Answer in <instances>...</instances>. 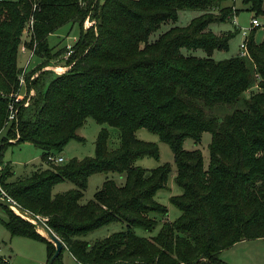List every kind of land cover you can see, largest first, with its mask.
Returning a JSON list of instances; mask_svg holds the SVG:
<instances>
[{
    "label": "trees",
    "instance_id": "1",
    "mask_svg": "<svg viewBox=\"0 0 264 264\" xmlns=\"http://www.w3.org/2000/svg\"><path fill=\"white\" fill-rule=\"evenodd\" d=\"M226 1L0 0V188L63 244L51 264H63L64 249L80 264H227L223 250L264 239V26L259 43L254 37L260 27L247 36L248 57L215 61L213 53L227 51L237 34L207 31L237 14L233 6H223ZM241 1L252 19L264 20V0ZM181 11L202 14L149 41L162 24L175 23ZM87 18L94 25L85 29ZM66 25L78 26V36L69 49L54 52L48 37ZM25 30V48L39 62L23 74L17 56ZM182 49L202 50L205 57L184 55ZM68 53L69 70H43ZM22 74L25 98L34 94L26 106L25 98L15 102ZM216 107L235 109L218 116ZM87 118L117 129L119 146L109 150V133L101 129L93 156L48 161L70 141H83L77 131ZM142 128L172 152L174 182L182 190L169 198L180 211L175 220L165 218L167 207L154 198L166 187L171 166H134L142 157L159 158L155 143L135 137ZM205 132L211 135L206 168L200 150L183 148L186 139L200 143ZM22 143L41 150L47 168L10 181L13 169L3 156ZM109 172L124 174L125 182L105 181L81 203L88 179ZM64 181L74 187L52 194L53 186ZM0 206L9 234L43 242L48 262L53 242ZM112 222L126 227L91 243L81 238ZM157 225L151 237L133 230L151 231ZM0 264L11 263L0 256Z\"/></svg>",
    "mask_w": 264,
    "mask_h": 264
},
{
    "label": "rangeland",
    "instance_id": "2",
    "mask_svg": "<svg viewBox=\"0 0 264 264\" xmlns=\"http://www.w3.org/2000/svg\"><path fill=\"white\" fill-rule=\"evenodd\" d=\"M13 1V0H10ZM223 6L234 7L237 14L233 19L225 23L212 24L208 27L207 31L214 34H222L229 31H237L235 37L230 40L229 48L227 51L216 50L212 58L215 61L229 59L239 52V44L241 43L242 30H248L250 28V22L252 19V13L249 12L248 7L242 3L241 0H227L223 3ZM200 11H181L178 14L177 21H168L161 25L160 29L149 37V41H155L159 35L167 31L172 27H185L192 19L200 16ZM260 24L264 26V20L258 19ZM87 22H85V25ZM255 29V28H253ZM252 29V30H253ZM251 30V31H252ZM79 33L78 26L66 25L56 31L53 35L48 37V44L53 48L54 52H61L64 48L69 49ZM255 41L260 42L263 38V27H260L255 32ZM29 41V34L26 32L22 36V45L17 56V65L20 69L28 72L35 68L38 64V59L32 54V51L25 48L22 51V47H26L25 43ZM184 55H192L195 57H205V53L202 50H185L182 49ZM66 56L56 57L52 61V65L44 68L43 70H51L53 74H61L69 70L70 66L65 65ZM28 63L27 67L26 64ZM42 71V70H41ZM41 71L36 72L32 78H35ZM25 84L22 86L20 92L21 100L23 101L26 96ZM33 91H30L25 98L24 103L28 104L30 97L33 96ZM225 108V109H220ZM216 114L218 116L225 113L232 112L235 108L216 107ZM227 111V112H226ZM101 129H106L109 133L107 146L109 150H114L119 146L120 138L119 131L108 125H99L92 118H87L83 127L77 131V135L83 138L82 142L72 140L70 141L59 154H54L55 157H61L63 161L57 164H63L70 159H83L85 157H91L94 154V144L96 137ZM135 137L138 140L144 142L155 143L159 149V158L155 160L149 157H142L138 159L134 166L144 168L146 170L154 169L163 164H169L171 166V173L169 175L166 187L157 191L155 199L161 204L165 205L168 209L165 218L169 221L175 220L180 211L170 202V196L180 194L181 188L174 182L175 178V165L173 163V155L167 144L161 142L157 135L148 132L145 129H139L135 132ZM211 140V135L207 132L202 134L200 143H195L191 139H186L183 143V148L187 151L200 150L203 156L204 167L206 168L209 161L208 145ZM13 143L16 139L12 140ZM42 151L35 148L30 143H22L10 146L4 156L3 163H10L13 169V177L10 181H13L19 177H25L31 175L38 169H46L47 162L43 159ZM112 180L118 185H122L125 182V175L109 172L94 174L88 179L87 187L83 191V195L80 199L81 203H85L94 197L97 190L100 189L103 182ZM74 185L71 182L64 181L59 182L52 188V194L60 193L73 188ZM0 194L2 192L0 191ZM6 212L0 206V256L6 258L11 264H46L47 254L45 244L41 241L34 240L24 236H11L3 224V220L6 219ZM126 227L123 222H112L104 225L92 232L81 236L82 239L88 242H93L96 239L103 238L113 232L124 230ZM159 228L157 225L153 230L147 231L141 227H134V232L139 236L151 237ZM226 250V251H225ZM224 253H221V259L227 264H264V239L257 238L251 240H243L237 246L229 247L225 249ZM222 251V252H223ZM223 254V256H222ZM61 260L63 264H79L69 253L64 249L61 253Z\"/></svg>",
    "mask_w": 264,
    "mask_h": 264
},
{
    "label": "built area",
    "instance_id": "3",
    "mask_svg": "<svg viewBox=\"0 0 264 264\" xmlns=\"http://www.w3.org/2000/svg\"><path fill=\"white\" fill-rule=\"evenodd\" d=\"M85 22H87L86 26H84L85 29H88L90 28L92 25H94V22L93 21H90L88 18L85 20ZM85 22H84V25H85ZM30 26H31V22H30ZM262 25L259 23L258 19H251V22H250V28L248 30H242V41L241 43L239 44V52L237 55L241 56V57H248V51H247V45H246V38L247 36L249 35V33L251 32V30L253 28H257V27H261ZM26 32V30L24 31V33ZM22 51H25V47L23 46L22 47ZM69 55V53L67 54V56ZM67 56H66V59H67ZM28 63L26 64V67H27ZM26 69V68H25ZM25 69L23 70V74L26 73ZM23 74L22 76H20V84L21 86H23L24 84V79H23ZM21 100V96L20 95H17L15 97V102H20ZM27 104H25L26 106ZM13 118V115L11 114L10 116V119ZM48 161H51V162H55V163H61L63 161V159L61 157H53V156H50L48 157ZM0 191L2 192V194H0L1 197H5L9 200H11L10 198H8L4 192L1 190L0 188ZM12 201V200H11ZM13 202V201H12Z\"/></svg>",
    "mask_w": 264,
    "mask_h": 264
},
{
    "label": "water",
    "instance_id": "4",
    "mask_svg": "<svg viewBox=\"0 0 264 264\" xmlns=\"http://www.w3.org/2000/svg\"><path fill=\"white\" fill-rule=\"evenodd\" d=\"M0 205L6 207L9 210L14 211L15 213H17L21 217L27 219L28 221H30L31 223H33L37 227H42L44 229V231L46 232V235H47L46 238L48 240H50L51 242H53V244L55 246V251H54L53 255L50 257V259L47 262V264H51L53 262V260L58 256V254L61 252V250L63 248V244L60 242V240H58V238L54 234H52L48 229H46L36 218L32 217L31 215H29L25 211L19 209L15 205V203L12 202L11 200L0 196ZM15 209H17L18 212H16Z\"/></svg>",
    "mask_w": 264,
    "mask_h": 264
},
{
    "label": "bare ground",
    "instance_id": "5",
    "mask_svg": "<svg viewBox=\"0 0 264 264\" xmlns=\"http://www.w3.org/2000/svg\"><path fill=\"white\" fill-rule=\"evenodd\" d=\"M15 211L18 212L17 209H15ZM37 231H38L40 234H42L43 236L47 237L46 232L44 231V229H43L42 227H38V228H37Z\"/></svg>",
    "mask_w": 264,
    "mask_h": 264
},
{
    "label": "crops",
    "instance_id": "6",
    "mask_svg": "<svg viewBox=\"0 0 264 264\" xmlns=\"http://www.w3.org/2000/svg\"><path fill=\"white\" fill-rule=\"evenodd\" d=\"M213 55H214V53H213ZM240 242H237V243H235L233 246H237L238 244H239ZM233 246H231V247H233ZM226 251V250H225ZM225 251H223L222 253H224ZM222 256H223V254H222ZM80 264V263H79Z\"/></svg>",
    "mask_w": 264,
    "mask_h": 264
}]
</instances>
